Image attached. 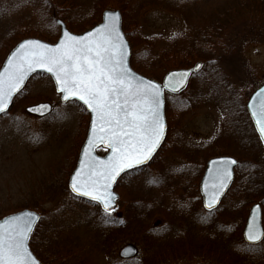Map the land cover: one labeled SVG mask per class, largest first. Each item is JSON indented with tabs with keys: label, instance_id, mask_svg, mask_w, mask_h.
<instances>
[{
	"label": "rangeland",
	"instance_id": "1",
	"mask_svg": "<svg viewBox=\"0 0 264 264\" xmlns=\"http://www.w3.org/2000/svg\"><path fill=\"white\" fill-rule=\"evenodd\" d=\"M58 2L52 16L45 0H0V60L24 36L55 41L60 32L55 18L80 33L97 20L99 7L121 6L138 73L160 81L179 68L173 64L186 60L172 55L179 48H190L201 58L185 67L197 61L202 66L185 92L166 95L164 144L147 166L120 178L117 204L106 211L68 190L88 113L73 101L62 103L49 77L34 75L0 116V218L24 209L40 214L30 242L45 264L242 260L246 256L234 242L238 231L242 237L253 202L261 204L264 229V147L244 111L252 91L264 82V0ZM241 4L248 10L242 11ZM41 102L50 103L52 111L43 117L26 112ZM219 154L242 163L230 188L232 198L214 218L201 207L199 182L206 160ZM228 243L230 253L224 247ZM127 244L137 254L122 259L119 251ZM256 254L263 257L255 261L264 259V247ZM190 257L193 262L182 261Z\"/></svg>",
	"mask_w": 264,
	"mask_h": 264
},
{
	"label": "snow or ice",
	"instance_id": "2",
	"mask_svg": "<svg viewBox=\"0 0 264 264\" xmlns=\"http://www.w3.org/2000/svg\"><path fill=\"white\" fill-rule=\"evenodd\" d=\"M117 19L116 15H111L109 23L88 33L87 38L72 37V43L62 39L55 47L25 40L9 58L6 74H0V113L5 112L12 94L34 66L55 76L65 100L78 98L91 110L93 133L99 134V139L107 140L113 156L87 178L77 170L71 188L77 194L102 200L105 208L112 199V194L107 191L111 181L124 169L148 160L164 133L160 86L135 80L126 66L125 44L116 28ZM68 35L65 31L64 36ZM26 49L30 54L19 55ZM185 75L182 74L181 79ZM253 116L264 138V101L253 111ZM226 178L227 173L223 176ZM223 179L220 188L224 187ZM215 200L213 195L207 205L209 209ZM33 215L29 214L23 220L13 218L15 223L0 230V264H35L26 247ZM247 238L255 241L260 237L250 230Z\"/></svg>",
	"mask_w": 264,
	"mask_h": 264
},
{
	"label": "water",
	"instance_id": "3",
	"mask_svg": "<svg viewBox=\"0 0 264 264\" xmlns=\"http://www.w3.org/2000/svg\"><path fill=\"white\" fill-rule=\"evenodd\" d=\"M106 14H109V15H106ZM111 15H116L118 17V19L116 21V28H117V31L120 33V36H121V38L125 44L126 66L133 73L135 80H137V81L143 80L144 82L150 81V82L160 86V91H161L160 111H161V115H162L163 120H164V133H163V138L160 141V144L157 146V148L151 154V156L148 160H146L143 164L134 165L131 168L124 169L123 171H121L119 173V175H117L115 177L114 180L111 181L107 191L112 194V199L108 201L109 206L107 208H105V205H104L102 200H93L90 196H84L82 194H77V193L73 192L72 188H71L72 177L76 175L77 170H81L85 174V178H87L89 175L92 174V172L99 171L101 166H102V163H107L109 161V158L113 156L112 148L107 143V140L106 139H103V140L99 139L98 138L99 134L93 133L92 121L94 119V114L91 112L90 109L87 108V106L84 104L83 101H81L75 97H69L68 100H65L64 99V93H62L60 91L59 86L56 84L55 76L52 73L47 72L46 69L34 66V70L29 71L26 74L25 79L20 84L17 91L12 94V99L9 102L7 109L5 110V112H6L10 108V106L13 102V99L20 92V90H22V88L25 86L28 79L32 75H34L36 73H40V72L47 74L51 78L53 85H54V88H55V91L60 96L61 102H67L70 100H75L84 106V108L86 109V111L89 114V123H88L86 136H85L84 141H83V143L80 147V150H79V154H78V158H77L75 167H74L72 173L70 174V176L68 178V189L70 190V192L72 194H74L77 197L84 198V199H87V200H90L93 202H97L103 210H108L109 208L113 207L116 203V200L118 198V194L114 191V187H115V184H116L117 180L119 179V177L122 174H124L130 170H133V169L147 165L152 160V158L155 156V154L158 152L160 147L162 146V144L165 140V137H166V132H167V123H166L165 112H164V105H165L164 92L168 91V92H172V93H178V92H181L182 90H184L187 86V83H188V80H189L191 74L194 72H197L201 68L202 63L196 62L193 66H191L189 68H178V69L169 70L168 72L165 73L161 82H159L155 79L149 78L147 76H144L142 74H139L130 65L131 48H130L129 43L126 39V36H125V34L121 28V14L117 10H115V11L105 10L102 14V22L101 23H99L95 27L90 28V29H88L82 33H79V34L69 31L66 28L65 23L62 20L58 19L57 24L60 27V34H59V37L57 38V40L55 42L51 43V42H47V41H44L42 39L35 38V37L25 38V39L19 41L9 51V53L5 57L2 65L0 67V74H6V69L9 68V63H8L9 58L12 56V53L17 50L19 45L21 43H23L25 40L40 41L42 44L47 45L49 47H55L57 44L60 43V41L62 39L65 40L66 43H72V40H71L72 37H76L78 39L79 38H87L88 33H90V32L94 33L96 29H100L102 25L109 23L110 19H111ZM65 31L69 34L68 37L64 36ZM93 38H95V37H93ZM34 50L37 52L40 51V49H38V48H35ZM25 53L30 54V50L26 49L24 52H21L19 55L23 56ZM182 74H186L183 77V79H181ZM262 90H264V84H262L259 88H257L250 95L246 106H247V110L250 114V117L253 121V124L256 128V131H257L262 143L264 144V138H262L261 133H260L258 126L256 124V119L253 116V111L258 109L260 104L262 103V101H264V92H262ZM40 105H45L46 107L39 108ZM33 109H36V110H33ZM51 110H52V106L48 102H41L38 104L28 106L26 108V111L28 113L36 115V116H45L48 113H50ZM0 114H2V113H0ZM90 141H91V143H90ZM99 147H103L107 150L104 155H98L97 154L96 149ZM232 161H235L232 157L220 156V157L212 158L207 162V168L205 169L204 174H203V176L200 180V184H199L200 194L202 196V201H203V207L206 210H212V209L217 207V205L220 203V200L222 199L223 195L225 194V192L229 188L231 182L233 181L234 176H233L232 167L236 162L232 163ZM82 162H83V167H82ZM225 173H227V178L223 179V176ZM222 179H223L224 187L220 188V184L222 182ZM213 195L216 196V200H215V203L213 204L212 209H209L207 205L211 201V198ZM29 214H34V215L32 216V228H31V231L29 233L28 239L26 240V247H27L29 253L31 254L32 259L35 261V264H42V262L34 255V253L32 252V250L30 249V246H29V240H30L31 234L33 233L34 228L39 221V214L37 212H35L33 210H29V209H24V210L17 211V212L12 213V214L5 215V216L0 218V230H6L13 223H15L13 218H17L18 220H23L26 217H28ZM261 218H262V212H261L260 204L255 203L251 206V208L249 210L248 217H247L244 229H243V238L247 243H250V244L258 243L263 238L264 230H263V227L261 224ZM250 230L252 232H254L260 238L255 240V241H250L247 238ZM136 253H137L136 247L132 244H128V245H125L119 251V256L122 258H131V257L135 256Z\"/></svg>",
	"mask_w": 264,
	"mask_h": 264
},
{
	"label": "trees",
	"instance_id": "4",
	"mask_svg": "<svg viewBox=\"0 0 264 264\" xmlns=\"http://www.w3.org/2000/svg\"><path fill=\"white\" fill-rule=\"evenodd\" d=\"M46 1V3L48 4V8H49V11H50V13H51V15L52 16H56V11L54 10L55 9V6H57V3H59L58 2V0H45ZM102 5V4H101ZM261 5H263V4H261ZM264 6V5H263ZM103 8V6H101V7H99V11L101 10ZM260 8V7H259ZM262 11V13H264V8L262 7V8H260ZM123 14V16H124V12L122 13ZM123 30H124V32H125V34H126V36H127V38H128V40H129V43H130V46H131V49L133 50L134 49V42H133V40H132V38H131V36H130V34H128V32H127V29L125 28V25H124V28H123ZM25 37V36H24ZM24 37H22V38H24ZM22 38H20V39H22ZM214 38V34H212V39ZM19 39V40H20ZM19 40H17V41H15L13 44H12V46L13 45H15ZM11 46V47H12ZM11 48H9L8 50H6L5 52H4V54L2 55V57H1V60H0V66H1V63H2V61H3V59L5 58V55L8 53V51L10 50ZM173 56H175V57H182V58H178V59H186L185 61H182V62H178V63H175V64H173V65H175V66H177V67H185L186 65H188L189 63H191L192 61H194V60H196V59H201V58H199L198 56H197V52H192L191 51V49L190 48H186V49H182V48H179L178 49V51H176V54L175 53H173L172 54ZM182 55H184V56H182ZM137 56V55H136ZM185 62V63H184ZM130 64H131V66L133 67V64H134V59H133V52H132V56H131V59H130ZM44 76V75H43ZM152 77H154V76H152ZM155 78V77H154ZM75 103V102H74ZM76 105H78L81 109H83L79 104H77V103H75ZM166 108H167V105H166ZM135 171H137V170H133V171H131V172H128L127 174H131V173H133V172H135ZM126 175V174H125ZM124 175V176H125ZM123 177V176H122ZM232 190H230L229 192H228V194L225 196V198H224V202H223V204H221L220 205V207H218L216 210H213V211H211V212H208V213H210L209 215H212L214 218L215 217H217L218 215H222L223 213H224V209H223V207H222V205H224V206H226L228 203H226L229 199H231L232 198V195H231V192ZM142 216H144L145 217V215H142ZM233 216H238V214H236V215H233ZM132 217L133 218H137V219H139L140 220V218L136 215V214H133L132 215ZM243 219V218H242ZM205 232H206V230H204ZM215 233H217L215 236L216 237H219V236H221L220 234H219V232H215ZM181 234V233H180ZM186 234V233H185ZM166 235V234H165ZM161 236V235H160ZM164 236V235H163ZM162 237V236H161ZM170 237H172L171 235H170ZM183 237H185V236H183V235H180V239L181 238H183ZM159 238V237H158ZM155 239H157V238H155ZM180 239H177V240H180ZM173 240V242L175 241V239H172ZM187 244H194V243H187ZM198 244V243H197ZM195 245V244H194ZM234 246H235V248H237V250H239V251H241L242 253H244V255L246 256V257H244L242 260H240V261H238L236 264H264V259H257L258 261H255L254 259H253V257H255V258H262L263 256L262 255H258L257 256V254H256V252H257V250L259 249V248H261L262 246L264 247V238H263V240L260 242V243H258V244H255V245H250V244H247V243H245L244 241H243V239H242V237H241V234H240V231H238L237 232V237H236V241L234 242ZM30 247H31V249L34 251V247H33V245H32V242H30ZM225 248H226V251L228 252V253H230L231 252V247H230V243H228V244H226L225 246H224ZM251 251H253V252H255V254L254 253H252ZM35 252V251H34ZM39 257V256H38ZM41 259V258H40ZM42 260V259H41ZM183 260H189V263H191V262H193V257H190L189 259H182V261ZM43 262V261H42ZM132 262V260L130 261V260H128L127 262H122V261H120V260H118L117 261V263L118 264H129V263H131ZM44 263V262H43ZM45 264V263H44ZM133 264H135V263H133Z\"/></svg>",
	"mask_w": 264,
	"mask_h": 264
},
{
	"label": "bare ground",
	"instance_id": "5",
	"mask_svg": "<svg viewBox=\"0 0 264 264\" xmlns=\"http://www.w3.org/2000/svg\"><path fill=\"white\" fill-rule=\"evenodd\" d=\"M66 1V0H65ZM241 7H242V11H244V10H248V8H249V6H247L246 4H241L240 5ZM68 7H70V6H68ZM69 9V8H68ZM105 10H110V11H115V10H117V11H119V13L121 14V28H122V30H123V28H124V25H125V11L123 10V8H121V6H119V8H114V9H110V8H106L105 6H103V8L99 11V10H97V12H98V17H97V20L95 19L93 22H92V24H91V26L89 27V28H93V27H95L96 25H98L99 23H101L102 22V14H103V12L105 11ZM124 12V16H123V13ZM246 12H248V11H246ZM125 28H126V25H125ZM123 32H124V30H123ZM124 34H125V32H124ZM125 36H126V34H125ZM126 38H127V36H126ZM129 43V42H128ZM129 46H130V43H129ZM7 55H5V57H6ZM197 62H201V61H197ZM131 65V64H130ZM133 68V67H132ZM134 69V68H133ZM135 70V69H134ZM136 71V70H135ZM136 72H138V71H136ZM195 73V72H194ZM194 73H192L191 74V76L190 77H192L193 76V74ZM165 105H166V103H165ZM164 105V109H166V106ZM230 157H232L234 160H235V162H236V164H237V158L236 157H234V156H230ZM77 161V160H76ZM75 167V166H74ZM74 167H73V169H74ZM73 169H72V171H73ZM233 167H232V171H233ZM72 171H71V173H72ZM70 173V174H71ZM235 174H236V172H234L233 171V176H235ZM70 176V175H69ZM255 203H258V202H255ZM254 202H253V204H255ZM252 204V205H253ZM251 205V206H252ZM251 206L249 207V209H248V211L250 210V208H251ZM203 207V206H202ZM261 210H263L262 208H261ZM261 224H262V218H261ZM244 226H245V223H244ZM263 227V226H262ZM243 229H244V227H243ZM264 230V229H263ZM242 235H243V230H242ZM263 238H264V236H263ZM262 238V239H263Z\"/></svg>",
	"mask_w": 264,
	"mask_h": 264
},
{
	"label": "flooded vegetation",
	"instance_id": "6",
	"mask_svg": "<svg viewBox=\"0 0 264 264\" xmlns=\"http://www.w3.org/2000/svg\"><path fill=\"white\" fill-rule=\"evenodd\" d=\"M245 111V113H247V115H248V117H249V119H250V121H251V124H252V127H253V130H254V132H255V128H254V125H253V122H252V120H251V118H250V115H249V113L246 111V109L244 110ZM255 134H256V132H255ZM257 135V134H256ZM258 137V136H257ZM220 156H227V157H229V156H231V155H227V154H219V155H214V156H211V157H209L207 160H206V162H205V166H204V170H203V172L205 171V169L207 168V162L210 160V159H212V158H215V157H220ZM238 160V159H237ZM242 163V162H241ZM240 163V161L238 160L237 161V164L235 163L234 165H233V171L234 172H236V168L239 166V164H241ZM234 179H235V176H234ZM234 179H233V181H232V183H231V185L229 186V188L227 189V191L228 190H230V188L232 187V185H233V182H234ZM199 197H200V201H201V207L203 206V201H202V196H201V194H199ZM203 208V207H202Z\"/></svg>",
	"mask_w": 264,
	"mask_h": 264
}]
</instances>
